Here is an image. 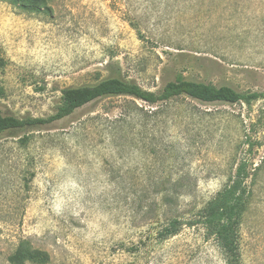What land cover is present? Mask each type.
I'll return each mask as SVG.
<instances>
[{
	"label": "rangeland",
	"instance_id": "rangeland-1",
	"mask_svg": "<svg viewBox=\"0 0 264 264\" xmlns=\"http://www.w3.org/2000/svg\"><path fill=\"white\" fill-rule=\"evenodd\" d=\"M22 1L0 0L5 115L47 118L64 89L115 75L152 92L184 77L264 93V0ZM168 106L152 118L156 106L106 98L42 130L1 135L0 264H17L18 251L20 264H225L202 227L161 241L164 216L147 215L133 192L188 176L187 218L244 161L253 196L243 260L264 264V101Z\"/></svg>",
	"mask_w": 264,
	"mask_h": 264
},
{
	"label": "trees",
	"instance_id": "trees-1",
	"mask_svg": "<svg viewBox=\"0 0 264 264\" xmlns=\"http://www.w3.org/2000/svg\"><path fill=\"white\" fill-rule=\"evenodd\" d=\"M7 1H12L21 8L27 6L22 0ZM112 97H129L146 105L156 106L157 110L148 113L152 118H157L161 114L166 115L169 113L168 104L182 99L208 105L216 103L251 105L260 100L264 101V93H240L228 85L215 86L184 77H177L167 82L160 91L152 92L143 89L135 82L124 79L121 75H115L93 85L64 89L56 112L47 118H18L5 115L0 110V136L20 131L42 130L72 116L79 109L97 100ZM132 113V111L126 112L124 116ZM29 141V137H24L21 139V144L26 146ZM249 177L248 163L244 161L235 175L231 176L230 182L200 209L195 211L193 208L190 211L191 215L187 218H184L179 205L183 197L191 196L194 192L191 186L192 180L188 176L182 175L173 180L170 174L141 190L140 195L138 190L133 193L142 204V210L146 209L147 215L151 216L152 213L156 214L157 211H161L164 216L162 228L157 233L161 241H167L179 235L184 227H202L206 239L213 240L221 249L226 259L225 264H244L242 230L253 196V191L246 183ZM22 258L21 252L18 251L11 258V262L23 263Z\"/></svg>",
	"mask_w": 264,
	"mask_h": 264
}]
</instances>
